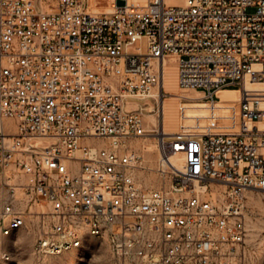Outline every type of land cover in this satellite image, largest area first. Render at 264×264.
I'll use <instances>...</instances> for the list:
<instances>
[{
	"label": "built area",
	"instance_id": "obj_1",
	"mask_svg": "<svg viewBox=\"0 0 264 264\" xmlns=\"http://www.w3.org/2000/svg\"><path fill=\"white\" fill-rule=\"evenodd\" d=\"M108 1L0 0L1 232L35 213L46 255L101 237L117 264H246V193L264 190V0ZM170 59L200 92L181 97L171 135L145 113L160 122ZM229 85L240 96L225 105ZM152 135L155 168L134 143Z\"/></svg>",
	"mask_w": 264,
	"mask_h": 264
},
{
	"label": "rangeland",
	"instance_id": "obj_2",
	"mask_svg": "<svg viewBox=\"0 0 264 264\" xmlns=\"http://www.w3.org/2000/svg\"><path fill=\"white\" fill-rule=\"evenodd\" d=\"M98 1L100 3H98L94 11L110 12L113 10L111 5H109V1L107 3H105L106 0ZM183 1L172 0L170 3H181ZM119 2L123 3V0ZM170 60L169 66H177L175 59ZM172 77H174L172 72L168 71V79ZM236 88V85L225 87L226 90H235ZM165 90L168 92L166 98L174 99L176 97L170 90ZM145 119L148 120L147 117ZM171 127L175 129V132L179 130V125L176 122L175 124L172 123ZM152 137L154 136L152 135ZM137 141L134 142L137 147L140 142L145 144L151 142L154 144V147L149 152H146V164L148 167H155L157 139L146 138L138 139ZM138 149L143 151L141 145H139ZM145 179L155 186L160 183L159 177L154 170H148ZM251 191L246 193L245 200V215L248 228L247 244L249 248L246 264H264V190ZM4 194L5 189L0 182V206ZM215 195L220 196L217 193ZM21 205L26 206L25 203ZM33 208L36 210V205ZM35 215V213L28 214L27 226L12 234H4L0 230V264H117V258L111 251L107 240L101 237H90L83 247L66 251L62 254L46 255L39 252L36 248V243L40 232Z\"/></svg>",
	"mask_w": 264,
	"mask_h": 264
},
{
	"label": "bare ground",
	"instance_id": "obj_3",
	"mask_svg": "<svg viewBox=\"0 0 264 264\" xmlns=\"http://www.w3.org/2000/svg\"><path fill=\"white\" fill-rule=\"evenodd\" d=\"M167 2H171L172 0H166ZM176 1V0H175ZM182 3V2H181ZM95 12H101V11H95ZM169 61L171 60H165L164 62V87L165 89L170 90L172 94H174L176 97L174 99L170 98H164V100L161 103V118L160 122H158V119L156 118L155 114L153 112H149V110H146V114L152 119L153 123L160 124L161 127L164 128L166 134H175V129L171 127V124H175V122L180 126L181 118H180V110H179V100L183 95H188L192 97H196L200 95V92H197L195 90H190V89H184L180 86L179 84V70L178 66L172 65L169 66ZM176 64V63H175ZM168 71H171L173 76L171 79H168ZM248 87H252L253 83H247ZM226 90V89H225ZM235 93V97H232L230 94ZM239 93V95H238ZM240 92L239 91H229V95L227 96V99L222 100L221 103L223 104H228L231 101L239 99ZM201 102L198 101H193L192 106L193 108L190 110L191 115H195L197 112H203V109L201 108L202 104ZM152 134V133H150ZM146 138H153L152 136H147ZM151 143V142H150ZM146 143V149L151 150L152 147H154L153 143ZM157 150H158V145L156 143ZM184 157L183 155H178L175 159L176 163L180 164L182 163ZM155 168V167H151ZM251 191V190H250ZM252 192V191H251ZM21 191H19V194Z\"/></svg>",
	"mask_w": 264,
	"mask_h": 264
},
{
	"label": "crops",
	"instance_id": "obj_4",
	"mask_svg": "<svg viewBox=\"0 0 264 264\" xmlns=\"http://www.w3.org/2000/svg\"><path fill=\"white\" fill-rule=\"evenodd\" d=\"M229 91H238V90H225V89L220 90L218 93H219L220 97L222 98V100L227 99V96L229 95ZM230 95L232 97H235L236 94L235 93H232ZM238 95H239V93H238Z\"/></svg>",
	"mask_w": 264,
	"mask_h": 264
}]
</instances>
